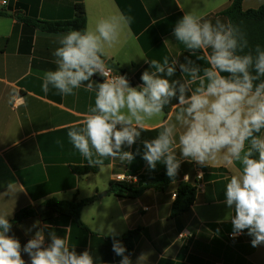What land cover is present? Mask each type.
I'll use <instances>...</instances> for the list:
<instances>
[{"label":"crops","instance_id":"0c3cea01","mask_svg":"<svg viewBox=\"0 0 264 264\" xmlns=\"http://www.w3.org/2000/svg\"><path fill=\"white\" fill-rule=\"evenodd\" d=\"M6 1V5L2 3ZM232 0H0V215L10 221L28 208L35 211L57 198L80 202L97 197L86 205L80 219L87 230L74 221L55 215L46 223L39 216L24 220L12 229L21 243L33 223L53 226L49 230L66 237L77 252L88 249L95 264H119L121 257L112 251L111 231L117 239L129 231L142 228L131 259L133 264H264V246L254 248L246 234L233 238L230 220L234 215L224 200L225 185L239 169L218 159L203 169L194 163L181 165L176 181L164 190L149 189L137 198H120L108 193L116 176L153 177L166 173L163 164L151 171L136 156L132 163L105 159L102 166L90 167L69 142L67 132L73 125H82L88 108L94 106L95 93L84 87L73 95L62 96L55 89L42 91V76L55 69L53 51L61 33L34 28L31 21L66 22L77 15L83 4L87 29H94L98 20L123 13L134 18L130 27L121 31L119 42L107 49L111 60L124 71L134 86L148 68L143 59L163 60L164 56L187 55L184 46L171 33L184 12H194L215 22L229 19L223 13ZM264 7V0H244V12ZM193 59H195L193 57ZM197 63L203 64V61ZM152 69H149L151 71ZM99 80V77H94ZM181 77L177 73L169 78ZM195 87V85H193ZM19 102L17 109L14 108ZM166 110L144 125L141 140L151 139L162 131V125L176 123L177 109ZM62 141V146L56 143ZM140 145V140L135 147ZM98 168L97 173L79 175L76 168ZM202 173V179L198 174ZM180 182L197 188L191 210L171 218L172 206ZM104 195L99 197V195ZM37 212V211H36ZM122 242V241H121ZM123 243V242H122ZM124 245V243H123ZM27 260V256H25Z\"/></svg>","mask_w":264,"mask_h":264},{"label":"clouds","instance_id":"9594fccd","mask_svg":"<svg viewBox=\"0 0 264 264\" xmlns=\"http://www.w3.org/2000/svg\"><path fill=\"white\" fill-rule=\"evenodd\" d=\"M133 20L120 13L98 20L94 29H73L58 39L52 53L56 67L44 72L42 91L55 89L68 96L84 87L95 93L82 125L68 130L69 142L90 167L102 166L105 159L130 164L140 156L151 171L163 164L170 179L185 162L200 169L218 159L238 164L222 202L234 212L231 236L246 234L252 247L264 246V48L251 47L246 32L230 20L213 22L184 12L171 35L188 54L183 61L169 56L162 62L143 59L148 68L133 86L127 74L113 75L107 60V49L119 42ZM177 65L181 77L187 76L183 83L169 79ZM173 100L176 123H166L155 137L141 140L149 130L144 125ZM56 143L62 146V141ZM52 227L33 223L22 244L11 234L7 214L0 215V264H95L88 249L77 252ZM117 235L113 229L109 236L119 264H133Z\"/></svg>","mask_w":264,"mask_h":264},{"label":"trees","instance_id":"16d2710c","mask_svg":"<svg viewBox=\"0 0 264 264\" xmlns=\"http://www.w3.org/2000/svg\"><path fill=\"white\" fill-rule=\"evenodd\" d=\"M244 0H232L228 9L224 11V15L234 24H238L246 32L249 44L255 47L257 44L264 48V7L258 10L244 12L242 9ZM77 15L74 19L66 22H44L31 21L30 24L45 32L61 33L70 30H85L87 29V17L83 4L76 7ZM119 74H126L124 71H117ZM166 110V106L164 111ZM98 168H76L74 173L85 175L88 173H97ZM176 178L170 179L166 173H162L153 177H141V181L137 185H129L124 182H113L108 189L109 194H113L120 198H137L146 190H164L171 183L175 182ZM197 188L188 182H180L177 189V197L172 206L171 218H177L189 212L196 201ZM97 200V197L86 199L80 202L76 201H61L57 198L47 200L43 206L49 207V210L38 214L33 208L24 209L18 212L11 220L13 227L20 224L26 219L39 216L41 221L50 222L55 215L67 219V221H74L79 227L87 230L80 219L82 209ZM144 230L138 228L129 231L122 238L121 241L127 248V253L131 256L134 253L136 243L142 236ZM160 264H170L167 261H162Z\"/></svg>","mask_w":264,"mask_h":264},{"label":"built area","instance_id":"2783aa9c","mask_svg":"<svg viewBox=\"0 0 264 264\" xmlns=\"http://www.w3.org/2000/svg\"><path fill=\"white\" fill-rule=\"evenodd\" d=\"M2 4L6 5V1H4ZM118 74L119 73L117 71L113 70V75H118ZM18 106H19V102L16 101L14 108L17 109ZM200 173L198 174V179H202V175ZM140 181H141V177L136 175H121V176H116L115 178V182H124L134 186L137 185ZM173 197L176 198L177 194H174Z\"/></svg>","mask_w":264,"mask_h":264},{"label":"water","instance_id":"95a60500","mask_svg":"<svg viewBox=\"0 0 264 264\" xmlns=\"http://www.w3.org/2000/svg\"><path fill=\"white\" fill-rule=\"evenodd\" d=\"M108 63L112 66L113 70L119 71V67L116 64H114L111 60H109ZM130 82L134 86V82L131 80H130ZM104 195H106V193H104L103 195H99V197L101 198ZM48 210H49V207H46V206H40L39 208L36 209V211L39 215L48 211Z\"/></svg>","mask_w":264,"mask_h":264}]
</instances>
